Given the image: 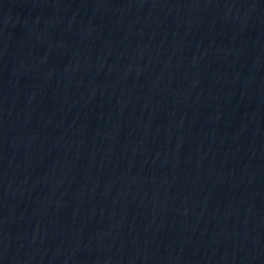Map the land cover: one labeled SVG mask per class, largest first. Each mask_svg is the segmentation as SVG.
I'll list each match as a JSON object with an SVG mask.
<instances>
[{
	"label": "water",
	"instance_id": "1",
	"mask_svg": "<svg viewBox=\"0 0 264 264\" xmlns=\"http://www.w3.org/2000/svg\"><path fill=\"white\" fill-rule=\"evenodd\" d=\"M0 106L264 239V0H0Z\"/></svg>",
	"mask_w": 264,
	"mask_h": 264
}]
</instances>
